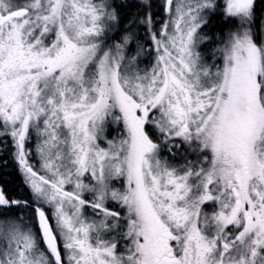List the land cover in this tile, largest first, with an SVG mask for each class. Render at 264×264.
Wrapping results in <instances>:
<instances>
[{
	"label": "snow or ice",
	"instance_id": "1",
	"mask_svg": "<svg viewBox=\"0 0 264 264\" xmlns=\"http://www.w3.org/2000/svg\"><path fill=\"white\" fill-rule=\"evenodd\" d=\"M155 8L0 0V264H264V0Z\"/></svg>",
	"mask_w": 264,
	"mask_h": 264
},
{
	"label": "trees",
	"instance_id": "2",
	"mask_svg": "<svg viewBox=\"0 0 264 264\" xmlns=\"http://www.w3.org/2000/svg\"><path fill=\"white\" fill-rule=\"evenodd\" d=\"M159 3V0H154V10H156L155 5ZM211 33L215 34L222 27H226L222 24L221 18H216L210 24ZM7 161V167H2L3 162ZM7 182L6 186L10 191H18V185L20 184V176L16 171V165L11 158V148L8 151L0 154V183Z\"/></svg>",
	"mask_w": 264,
	"mask_h": 264
},
{
	"label": "rangeland",
	"instance_id": "3",
	"mask_svg": "<svg viewBox=\"0 0 264 264\" xmlns=\"http://www.w3.org/2000/svg\"><path fill=\"white\" fill-rule=\"evenodd\" d=\"M209 29L211 30V26H209ZM210 33H211V31H210ZM115 135H116V131L115 130H112L110 132L109 138H112V136H115ZM33 143H34V141H33Z\"/></svg>",
	"mask_w": 264,
	"mask_h": 264
}]
</instances>
